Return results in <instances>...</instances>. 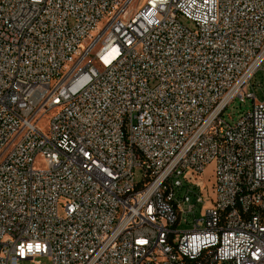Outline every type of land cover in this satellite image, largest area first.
Wrapping results in <instances>:
<instances>
[{
	"label": "built area",
	"instance_id": "1",
	"mask_svg": "<svg viewBox=\"0 0 264 264\" xmlns=\"http://www.w3.org/2000/svg\"><path fill=\"white\" fill-rule=\"evenodd\" d=\"M263 64L264 0H0V264H264Z\"/></svg>",
	"mask_w": 264,
	"mask_h": 264
},
{
	"label": "rangeland",
	"instance_id": "2",
	"mask_svg": "<svg viewBox=\"0 0 264 264\" xmlns=\"http://www.w3.org/2000/svg\"><path fill=\"white\" fill-rule=\"evenodd\" d=\"M106 21H103L99 24V29H102ZM185 25L187 27L192 28V25L189 22L184 21ZM70 25H73V22L70 21ZM94 36H96V33H94ZM89 43H85L82 45V49H86L88 47ZM264 68V64H263ZM264 75V71H260L256 78L250 83L248 86V91L251 93H254L256 96V101L257 102H262L264 100V89L256 87V83L261 82V78ZM253 107V100L249 98H245V101H241L240 98H235L230 105L225 109L223 113V120L228 123L231 126L236 125V123L239 121V119L246 113H248ZM36 169H44L45 168V163L43 162L42 159L38 158L36 160V163L34 165ZM205 176L211 177L213 175V167L210 166L207 168L206 173L204 174ZM135 179L136 182L139 183L143 179V175L140 170H137L135 173ZM59 214L60 216H63L64 212L62 209V206H60L59 209ZM200 215L197 213V218H199ZM189 219V224L182 222L177 226V230L182 232V231H187L192 229L193 227V219ZM20 264H49L48 260L46 258H37L33 261H25L21 262Z\"/></svg>",
	"mask_w": 264,
	"mask_h": 264
}]
</instances>
